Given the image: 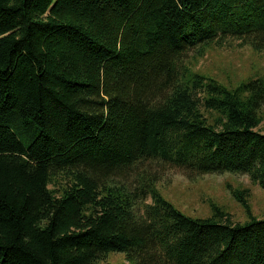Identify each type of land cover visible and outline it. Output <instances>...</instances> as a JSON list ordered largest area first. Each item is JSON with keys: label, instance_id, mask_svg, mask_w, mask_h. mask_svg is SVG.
Wrapping results in <instances>:
<instances>
[{"label": "trees", "instance_id": "obj_1", "mask_svg": "<svg viewBox=\"0 0 264 264\" xmlns=\"http://www.w3.org/2000/svg\"><path fill=\"white\" fill-rule=\"evenodd\" d=\"M232 45L264 51V0H0V264H264L251 188L227 186L242 223L157 187L179 170L264 189V77L197 68Z\"/></svg>", "mask_w": 264, "mask_h": 264}, {"label": "rangeland", "instance_id": "obj_2", "mask_svg": "<svg viewBox=\"0 0 264 264\" xmlns=\"http://www.w3.org/2000/svg\"><path fill=\"white\" fill-rule=\"evenodd\" d=\"M231 40L228 41L230 43ZM236 42L234 41V44ZM200 71L226 84L237 85L243 81L264 77V51L256 52L250 46L239 48L232 45L209 49L197 67ZM264 132V122L258 127ZM228 185L233 188L249 187L248 204L252 214L264 218V189L252 185L246 175L208 174L189 179L179 170L163 173L157 183L162 196L188 216L208 218L214 214L212 204L230 214L235 222L249 220L243 207L236 201ZM102 264H127L125 254L111 252Z\"/></svg>", "mask_w": 264, "mask_h": 264}, {"label": "bare ground", "instance_id": "obj_3", "mask_svg": "<svg viewBox=\"0 0 264 264\" xmlns=\"http://www.w3.org/2000/svg\"><path fill=\"white\" fill-rule=\"evenodd\" d=\"M262 219V218H261Z\"/></svg>", "mask_w": 264, "mask_h": 264}]
</instances>
